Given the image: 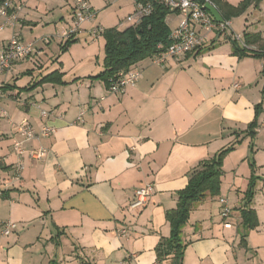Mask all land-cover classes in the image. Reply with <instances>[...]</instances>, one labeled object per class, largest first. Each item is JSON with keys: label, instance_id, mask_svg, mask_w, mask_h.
Here are the masks:
<instances>
[{"label": "crops", "instance_id": "0c3cea01", "mask_svg": "<svg viewBox=\"0 0 264 264\" xmlns=\"http://www.w3.org/2000/svg\"><path fill=\"white\" fill-rule=\"evenodd\" d=\"M43 1L46 9L52 0L23 2L21 29L47 23L40 11ZM223 1L236 7L245 0ZM251 1L230 23L243 40L245 34L260 38L250 48L262 57L235 55L232 43H220L225 34L216 33L212 42H219L180 61L134 65L140 79L119 95L90 78L99 72L87 80L86 75L64 76L66 86L44 84L25 92L12 75L16 66L1 76L9 116L0 122V221L28 229L0 234V264H174V254L159 260L156 249L171 236L166 212L176 208L190 173L238 135L242 143L234 154L249 155L252 148L256 166L264 169V0ZM173 15L166 18L171 30L181 20ZM89 28L75 40L88 38ZM257 105L262 112L251 139L244 132ZM24 120L37 130L49 125L56 132L25 141L16 132ZM20 141L26 151L22 158L13 151ZM34 152L42 156L30 157ZM249 177L230 190L231 199L209 196L194 207L182 233V264H264V243L258 241L263 232L247 231L241 215ZM147 183L154 185V195L143 209L131 210L136 189ZM221 199L230 209L227 218Z\"/></svg>", "mask_w": 264, "mask_h": 264}, {"label": "trees", "instance_id": "16d2710c", "mask_svg": "<svg viewBox=\"0 0 264 264\" xmlns=\"http://www.w3.org/2000/svg\"><path fill=\"white\" fill-rule=\"evenodd\" d=\"M135 2L136 4L152 5V14L143 18L138 25L130 26L124 30H120L117 27L106 29L103 34L105 39L103 70L97 76L90 78L104 82L108 89L117 80L120 73L130 71L134 65L147 58L152 59L158 52V45L169 44L172 30L166 23L169 12L164 6L163 0H135ZM209 2L215 6L225 21H231L233 18L246 12L252 1L245 0L236 7L229 5L223 0H209ZM244 37L246 46H242L237 41L232 42L234 54L242 58L250 55L262 57V54L257 52L256 49L250 48L260 38L249 34H245ZM75 42V39L67 40L65 46H63V50ZM63 78L64 74L57 70L43 77L33 87L23 88V91H29L44 84L66 86L68 83ZM261 112L262 106L257 105L256 117L244 132L246 137H250L251 139L256 137ZM241 143L242 140L239 139L238 135L236 141L230 146L222 149L214 157L202 161L190 173L187 186L177 193L178 203L176 208L166 212V220L171 227V236L158 245L156 252L159 260L174 254V264H182L186 250V244L182 242V233L190 219L191 212L198 203L203 202L207 197H215L220 194L221 178L224 174V159L237 146H240ZM250 150L253 152L252 148ZM251 164L254 167L256 166L255 161ZM3 169L6 168L3 167ZM254 177L255 175L252 174L245 194L246 208L241 210L243 225L247 231H252L258 227L256 213L254 209L249 207L254 198ZM1 195L5 198V192L2 191ZM50 264L58 263L51 261Z\"/></svg>", "mask_w": 264, "mask_h": 264}, {"label": "rangeland", "instance_id": "374dc122", "mask_svg": "<svg viewBox=\"0 0 264 264\" xmlns=\"http://www.w3.org/2000/svg\"><path fill=\"white\" fill-rule=\"evenodd\" d=\"M22 1L26 2V0ZM45 2L46 1H43L40 11L44 14L42 16L43 22L47 21L49 24L46 23L44 26L32 28L31 30L27 28L21 29L20 25L17 23V27L15 28V30H17L16 35L19 36L23 42H34L35 46L37 45L35 51L29 58L13 65V67H16L13 68L12 75L14 76L18 87H33V85L39 83L43 77L60 70V68H63V70L66 72L64 76L67 79L71 78L72 80H74L75 74L80 76L86 75V78H82L83 80H87L88 74H91L92 72L100 73L103 70L105 59L104 37L102 36L97 40V42L93 43V40L90 38V36H88V38L81 36L78 40H76L75 43L70 44L67 49L63 50V46H65L66 41L59 39V36L63 29L70 26L73 22L72 15L69 14V11L72 10L73 6H75L76 1L52 0L51 4L48 3V7L46 9L44 6ZM66 2H68V5H66ZM89 4L91 8L93 7L92 9L96 16L92 21L86 22L82 29L84 27H90L89 30H91L96 26H100L102 29H110L116 26H118L117 28H120L119 26H121L129 16L133 15L135 11L132 0H89ZM47 16L48 18L45 19ZM168 17L169 19H172L174 15L172 16V14H169ZM3 22V18L0 17V25ZM235 27H237V25ZM13 33V28L9 27L0 31V45H2L3 40H5L6 43L4 45H6L12 39L13 35H15ZM236 34L239 35V33L235 31L232 33V30L230 29L227 35L221 36L220 43L223 45L227 43L231 44L234 41L233 36ZM240 36L243 37L242 33H240ZM209 37L208 43L210 44L212 39L217 38V34L212 33ZM217 42H212L211 45ZM145 60L148 61L151 60V58H147ZM134 70H136V68H134ZM99 73H96L93 76H96ZM30 91H36V88H32ZM2 142L4 143V137L2 136L0 130V143ZM241 152L242 151H237L235 154L232 152L233 156H231L232 154H228L225 157L223 163V171L225 173L221 178V190L218 196L225 199H231L230 190H235V187L238 188V185L243 184L242 181L244 180L245 175L250 176L248 181H246V184L249 186L251 176L254 174V198L249 207L254 208L258 222L257 228L259 231L263 232L262 237H264V169H261L257 166H252L251 163L255 161V151L252 152L250 150L249 155L246 154L240 157ZM230 156L231 158L229 159ZM247 156L249 157L247 158ZM227 158L229 159V162L224 167ZM235 169L236 172L234 171ZM236 173L238 175H236ZM234 183L235 185H233ZM248 186L244 189L245 191H243L244 196ZM243 205V207L246 208V201L243 202ZM192 212H194V209ZM16 224L18 225V230L16 233L19 231V228L21 230L24 228L25 230L28 229L27 224ZM14 234L15 232L13 235ZM262 237L259 238L258 241L264 243V238Z\"/></svg>", "mask_w": 264, "mask_h": 264}, {"label": "built area", "instance_id": "2783aa9c", "mask_svg": "<svg viewBox=\"0 0 264 264\" xmlns=\"http://www.w3.org/2000/svg\"><path fill=\"white\" fill-rule=\"evenodd\" d=\"M76 4L73 11V22L61 33L62 40L75 39L82 31L86 22L92 21L96 14L89 4V0H75ZM164 6L169 14H176L181 17L177 27L170 34L169 44H160L157 47V53L153 56L152 61L157 65H164L169 60L180 61L188 55L194 54L198 49L209 42V36L212 33H221L227 35L231 28L230 21L219 23L205 9L209 0H163ZM23 8L22 0H0V17L4 22L0 25V31L9 27L14 28L18 21V14ZM152 5L137 3L134 14L129 16L120 27L124 30L130 26L138 25L143 18L152 14ZM105 29L96 26L89 31V36L93 41L100 39ZM233 33V32H232ZM234 41L242 46H246L242 36L234 35ZM35 44L23 42L19 36L13 35L12 39L3 46L0 52V122L8 118V112L3 106L5 98L4 83L1 76L8 72L14 64L29 58L35 51ZM141 72L131 69L128 72H122L118 75L117 80L111 85L108 91L112 94L119 95L124 93L127 88L134 87L139 81ZM238 85H235L237 88ZM83 114H81L82 117ZM42 116L47 117L48 113L42 111ZM19 134L25 141H31L39 138H48L55 134L56 128L49 125L42 126L37 130L27 120H24L16 127ZM13 151L20 158L24 157L26 151L23 142H16ZM32 158H40L42 152H34L29 155ZM17 168L21 170L22 164L18 163ZM154 195V185L147 183L143 187L136 189L134 199L130 204L131 210L143 209L146 207L149 199ZM223 205L222 216L229 217L230 209L227 201L221 199ZM229 226V225H227ZM18 230V225L11 221H0V234L4 237L12 235Z\"/></svg>", "mask_w": 264, "mask_h": 264}, {"label": "water", "instance_id": "95a60500", "mask_svg": "<svg viewBox=\"0 0 264 264\" xmlns=\"http://www.w3.org/2000/svg\"><path fill=\"white\" fill-rule=\"evenodd\" d=\"M205 9L211 13L217 22L223 23L225 21L219 11L211 3L206 4Z\"/></svg>", "mask_w": 264, "mask_h": 264}]
</instances>
